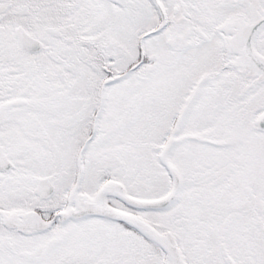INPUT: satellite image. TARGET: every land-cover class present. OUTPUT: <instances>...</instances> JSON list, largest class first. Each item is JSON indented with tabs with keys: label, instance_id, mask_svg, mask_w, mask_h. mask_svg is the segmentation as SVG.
<instances>
[{
	"label": "snow or ice",
	"instance_id": "snow-or-ice-1",
	"mask_svg": "<svg viewBox=\"0 0 264 264\" xmlns=\"http://www.w3.org/2000/svg\"><path fill=\"white\" fill-rule=\"evenodd\" d=\"M0 264H264V0H0Z\"/></svg>",
	"mask_w": 264,
	"mask_h": 264
}]
</instances>
